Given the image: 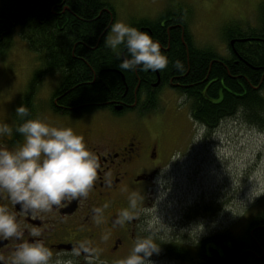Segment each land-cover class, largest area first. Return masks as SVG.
<instances>
[{"label":"trees","instance_id":"obj_1","mask_svg":"<svg viewBox=\"0 0 264 264\" xmlns=\"http://www.w3.org/2000/svg\"><path fill=\"white\" fill-rule=\"evenodd\" d=\"M68 7L64 13L62 9ZM52 10L58 15L52 14ZM263 25L243 31L239 24L224 30L226 41L245 40L236 44V53L219 58L213 48L195 45L187 27L190 10L183 6L170 7L158 19L143 20L161 44V51L169 58L166 69L157 70L168 84L170 72L180 76L185 86L179 94L190 105V116L209 131L222 121L241 116L256 127L264 126V7ZM116 12L108 0H0V54L6 52L7 40L17 28L32 53L41 56V66L29 83L28 102L45 76L61 79L52 97L59 98L65 114L80 115L107 108L117 102L133 103L138 99L140 113L156 111L159 92L154 89L156 72L121 71L119 60L105 47L104 39ZM166 23L165 28L161 22ZM183 22L184 39L180 27L171 29L170 50L165 51L169 39L166 28ZM189 49V58L187 49ZM181 60L184 70L178 71L172 61ZM202 205V206H201ZM216 204L191 206L186 219L197 221L199 215H214ZM199 220V219H198ZM190 222V221H189ZM169 259L189 264H264V211L254 218L242 235L231 231L204 237L195 247V255L182 245L161 242Z\"/></svg>","mask_w":264,"mask_h":264},{"label":"rangeland","instance_id":"obj_2","mask_svg":"<svg viewBox=\"0 0 264 264\" xmlns=\"http://www.w3.org/2000/svg\"><path fill=\"white\" fill-rule=\"evenodd\" d=\"M108 2L116 12V20L130 25L141 19H156L168 8L181 4L190 10L188 28L195 44L213 48L223 57L230 55L229 42L224 37L228 25L239 24L243 31L256 32L263 25L264 0ZM6 43V52L0 54V121L20 105L35 70L41 66V56L32 53L21 28ZM41 81L32 98L36 97L38 108L45 113L61 79L49 75ZM175 107H180L179 115ZM104 114L124 126L145 123L152 135L159 136L170 150H176L172 163L148 198L151 232L162 242L182 245L185 250L191 248L189 252L195 255V247H190L195 237L200 241L225 231L242 235L264 211V126L250 125L236 116L209 131L193 121L185 98L167 86L159 92L156 111L145 114L135 109L117 116L106 109ZM258 193L261 194L256 196ZM199 201L203 205L214 202L217 211L214 215L203 213L199 215L202 219L195 222L186 219L185 212ZM150 259L153 264H189L169 259L161 242L159 253Z\"/></svg>","mask_w":264,"mask_h":264},{"label":"flooded vegetation","instance_id":"obj_3","mask_svg":"<svg viewBox=\"0 0 264 264\" xmlns=\"http://www.w3.org/2000/svg\"><path fill=\"white\" fill-rule=\"evenodd\" d=\"M66 10L68 7L64 6L62 13ZM52 14L58 15L54 10ZM143 20L150 19L131 22V25L147 32L158 41L149 26L140 25ZM165 26L166 23L162 21L161 27L165 28ZM175 26L180 27L181 38L184 39L183 22L166 28L169 43L167 48H164L165 51L170 50L171 29ZM232 40L235 38L229 41L230 54L236 53L235 47L238 43L232 44ZM186 49L189 58L187 46ZM217 55V61L219 58H226L219 53ZM155 72L157 77L151 85L152 88L162 87L163 89L167 86L177 94L185 88L180 83L181 79L177 73L165 74L168 84L164 85L165 78L161 77L158 71ZM157 82L159 84L156 86ZM28 92L29 86L20 99V105L25 104L28 107V115L20 117L11 110L6 118L0 121L7 122L13 128L12 135L0 137V146L11 149L23 142V137L15 132V128L25 119L40 118L56 127H71L77 134L84 137L89 149L96 155L99 164L97 179L86 198L70 201L61 208L42 214L40 218L24 213L18 206L12 204L7 192H0V205H5L9 211L14 212L21 227L27 229L19 241L15 239L0 241V255L10 257L23 241L42 239L53 252L52 264H55L57 260L61 264H114L116 260L130 253L136 239L148 235L151 231L149 212L151 208L148 198L161 176L165 174L166 167L172 163L173 153L176 150H170L159 136L152 135L145 123L138 122L132 126H124L113 122L104 114L106 109H109L117 116H122L127 111L137 109L138 99H135L133 103L117 102L124 105L123 110L119 112L115 110L117 103H113L107 108L91 113L70 115L63 113V107L59 104V98L56 97L50 99L49 110L45 113L41 112L37 106L36 97L27 103ZM133 104H135L134 107H132ZM179 108H174L178 115ZM132 191L140 194V203L137 209L133 210L134 219L124 225L114 224V218L119 214L120 209L128 207L129 195ZM105 204H108L107 208L103 207ZM97 208L102 209L104 216V222L100 225H97L94 219V211ZM32 228H37L41 236L31 237ZM105 231L111 233L106 241L101 239ZM80 242L87 243L91 250L89 254H76L75 249Z\"/></svg>","mask_w":264,"mask_h":264},{"label":"clouds","instance_id":"obj_4","mask_svg":"<svg viewBox=\"0 0 264 264\" xmlns=\"http://www.w3.org/2000/svg\"><path fill=\"white\" fill-rule=\"evenodd\" d=\"M104 44L119 60L117 67L121 71H157L166 69L170 63L168 56L161 51L159 41L122 20L110 25ZM172 64L176 70H184L181 60L172 61ZM15 113L25 117L29 109L21 104ZM15 132L23 137L22 143L11 149L0 146V192H7L14 206L40 218L70 201L88 196L97 179L99 164L82 135L71 127H56L40 118L25 119L16 126ZM12 133L10 124L0 122V137ZM139 203L140 194L132 191L128 207L120 209L113 223L124 225L132 221L133 210ZM103 207L107 208L108 204ZM94 219L97 225L104 222L101 208L95 209ZM25 231L27 229L21 227L15 213L0 205V241H19ZM110 234L103 232L101 239L106 241ZM30 235L40 237L41 232L32 228ZM160 242L162 240L149 231L148 235L136 239L127 256L114 264H153L150 257L159 253ZM193 243H199L198 237ZM75 251L77 255H87L91 250L86 242H80ZM52 258L53 252L42 239H30L20 243L10 257L0 255V264H52ZM55 264L61 262L57 260Z\"/></svg>","mask_w":264,"mask_h":264},{"label":"water","instance_id":"obj_5","mask_svg":"<svg viewBox=\"0 0 264 264\" xmlns=\"http://www.w3.org/2000/svg\"><path fill=\"white\" fill-rule=\"evenodd\" d=\"M238 41H245V40H238ZM233 44V43H232ZM159 84V82H157V84H156V86ZM135 105H132V107H134ZM123 108H124V105L123 104H119V103H117L116 105H115V110L116 111H121V110H123Z\"/></svg>","mask_w":264,"mask_h":264}]
</instances>
